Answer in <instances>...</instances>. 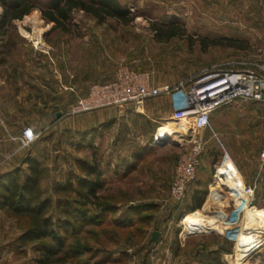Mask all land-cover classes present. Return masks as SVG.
<instances>
[{"label": "rangeland", "instance_id": "obj_1", "mask_svg": "<svg viewBox=\"0 0 264 264\" xmlns=\"http://www.w3.org/2000/svg\"><path fill=\"white\" fill-rule=\"evenodd\" d=\"M119 1L128 9L127 15L134 17L130 22L113 17H106L102 21L84 10H75L68 30L55 28L45 36L49 22L43 18L41 10L36 9L22 19L23 23L29 25L17 21V25L7 26V34L20 32L34 49H43L50 66L66 71L62 78L68 76L70 86L77 76L74 70L80 65L86 71L84 77L87 79L99 74L105 66H110L113 74L121 65L149 71L151 83L159 88L166 83L177 84L203 71L217 67H243L245 63L260 61L264 57V0H257L254 11L243 6L235 10L223 9L217 7L218 0ZM28 19L31 21L27 22ZM170 28L176 34L169 37L167 31ZM88 71L93 72L90 77ZM150 105L156 106L155 118L158 121H153V117L133 121V116H129L130 123L126 126L120 124L111 130H99L98 137H95L97 139L93 141L97 152H94L91 139L83 138V133L76 138L74 128H70L73 119L61 122L54 140L42 144V133L34 142L39 146L46 145L51 155L43 161L48 167L42 180L46 195L56 199L54 186L64 183L72 169L79 173L77 161L86 159L90 162L100 161L104 168L106 181L99 191L103 202L118 203L114 211L101 213L102 209H97L96 214L103 217L101 225L85 220L78 224L77 233L68 235L65 248L81 241L92 247L90 252L64 263L51 264H197L196 254L204 243L209 244V249H215L216 244L221 245L225 249L221 254L222 264H231L229 254L233 253V246L219 238L214 231H198L200 233L190 234L181 240L179 238L180 229L184 228L183 213L188 205L194 203L195 189L204 188V183L191 187L183 202V211L174 209L168 213L167 209H163V205L170 204L175 165L186 147L179 144L178 137L175 142H166L163 146L154 147L148 143L151 135L167 122L164 119L172 113L166 96L159 94L151 99ZM240 115H233L234 119L222 129L224 132L221 129L218 132L239 167L241 165L251 173L261 169L256 203L264 208V106L246 117ZM158 116H161L160 119ZM206 136L209 142L200 170L205 180H212L211 173L221 153L208 132ZM80 140L82 144H79ZM147 146L154 148L147 150L141 159L132 157ZM12 157V154L1 153L0 165ZM125 157L129 162L136 163L126 174L124 167L116 170L117 164ZM20 167L22 171H28L27 166L25 168L21 164ZM109 167H112L110 172L107 171ZM242 173L249 182L250 179ZM210 182L202 206L195 209L203 210L204 214L221 207L210 204L204 209L211 193ZM150 202L157 203V206L140 213H126L130 205ZM221 204L224 205L223 200ZM209 208L211 211H208ZM145 213L153 215L149 223L140 219ZM128 217H132V223H128ZM119 221H126V225L120 226ZM28 227L27 216H14L0 209V264H40L41 253L37 251L39 242L20 241ZM158 229L164 232L161 242L153 240V233ZM185 231L190 233L184 228L183 236L186 235ZM250 263L264 264V250L252 259L245 256L239 259V264Z\"/></svg>", "mask_w": 264, "mask_h": 264}, {"label": "built area", "instance_id": "obj_2", "mask_svg": "<svg viewBox=\"0 0 264 264\" xmlns=\"http://www.w3.org/2000/svg\"><path fill=\"white\" fill-rule=\"evenodd\" d=\"M150 79L149 71L121 65L111 80L92 84L88 92L78 98L70 112L75 114L126 103L133 104L134 109L141 112L148 98L163 92L170 94L172 113L164 120L176 122L178 131L174 130L173 134L178 135L179 144L186 147L175 165L170 200L182 205L196 183L209 142L206 136L208 132L221 153L214 165L210 188H216L217 197L222 198L224 205L212 213L204 214L216 221V226L206 232L214 231L231 243L234 251L229 255L235 256L241 248L244 256L252 259L264 250V225L256 226L257 218L249 219L248 215L264 208L256 203L257 185L246 181L211 117L216 110L240 101L264 103V57L260 61L245 63L243 67H217L203 71L174 85L166 83L161 88L155 87ZM161 126L152 143L162 145L175 142L173 137H158ZM41 134L34 127L25 126L21 134L22 146H30ZM183 229H180V238L200 233L190 232L183 236ZM244 233L255 235L257 240L248 245H239Z\"/></svg>", "mask_w": 264, "mask_h": 264}, {"label": "crops", "instance_id": "obj_3", "mask_svg": "<svg viewBox=\"0 0 264 264\" xmlns=\"http://www.w3.org/2000/svg\"><path fill=\"white\" fill-rule=\"evenodd\" d=\"M256 3L257 0H218L217 7L235 10L243 6V8L254 11L257 8ZM22 19H15L11 24L17 25L18 21L20 24L26 25L27 23H23ZM38 20L37 22H39ZM30 21V19L27 20V22ZM48 22L50 27L44 31L45 36L50 32L49 30L55 29V22ZM11 24L7 26H11ZM7 26L0 28V159L1 153H9L13 157L8 159L5 164L0 165V174L12 171L20 167L21 164L27 168L28 164L25 162V158L28 155L36 157L39 161L51 157L46 145L39 146L38 143H33L30 146H22L21 134L25 126L30 125L44 133L41 138V142L44 144L52 139L54 140L53 137L59 132L62 121L73 119L70 128H74L76 138L83 133V138L91 139V144H93V141L97 139L95 137L99 135V130H111V128L120 124L126 126L130 123L129 116H133V121L145 120V118L150 117H153V121H158L155 118L157 117L155 115L156 106H151L150 102L159 94L167 97L172 109L170 94L163 92L148 98L141 112L136 111L133 104L126 103L122 106L71 113L70 110L76 104L78 98L85 95L92 84L107 82L113 78L114 74L110 66H105L99 74L87 79L84 77L86 71L80 65L74 70L77 76L72 82V86H70L68 76L62 78L65 76L66 71L62 68L50 66L48 56L43 49H34L30 41L26 40L20 32L14 35L7 34ZM88 72L90 77L93 72ZM262 106H264V103L261 102L240 101L216 110L212 114L211 120L215 127L219 128L216 129L220 131L234 119L232 118L233 115L241 114V117H246L257 112V108L259 109ZM58 112L61 113L60 116H58ZM114 112L116 115H113ZM160 117L158 116L159 119ZM104 131L102 130V132ZM102 132L100 133L101 136L103 135ZM154 135V133L151 135L148 143L155 147L158 145L152 143ZM79 144H82V140L79 141ZM93 145L94 152H97L98 148L95 147V144ZM57 159L59 161L58 155ZM129 163V160L125 157L124 161L122 160L121 163L117 164L116 170L123 167L126 170ZM240 167L246 178L250 179L249 183L257 185L261 176V169L251 173L241 165ZM111 169L112 167H109L107 171L110 172ZM169 203L163 205V209H167L166 212L168 213L172 212L177 206L170 199ZM158 230L162 233L161 242L162 239L164 240V232L162 229ZM215 250H219V244H216Z\"/></svg>", "mask_w": 264, "mask_h": 264}, {"label": "trees", "instance_id": "obj_4", "mask_svg": "<svg viewBox=\"0 0 264 264\" xmlns=\"http://www.w3.org/2000/svg\"><path fill=\"white\" fill-rule=\"evenodd\" d=\"M0 5L2 6L0 28L10 25L15 19H22L36 9L41 10L44 19L54 21L55 28L64 30L69 29V23L75 10H84L102 21L106 17H113L127 23L134 18L127 15L128 9L119 0H0ZM167 33L169 37L176 34L172 28L168 29ZM147 150L151 151L153 148L147 146L138 153H134L132 157L141 159ZM25 162L28 164L27 172L18 167L0 174V209H5L14 216H27L29 220V227L20 237L21 243L39 242L40 246L37 251L41 253L40 264L64 263L70 258L90 252L92 247L86 242L78 241V244L69 248L65 246L68 235L77 233L78 224L82 221L102 224L103 217L96 214L97 209H102L101 213H104L118 208V203L105 204L99 193L106 181L103 177L105 171L100 161L90 162L86 159H79L77 165L80 172L77 173L72 169L64 183L54 186L53 194L57 196L56 199L51 195H46L42 187L47 165L32 155H28ZM135 164L131 161L124 174L132 170ZM201 174L200 170L194 185L200 186L204 183L205 187L195 189L194 203L188 205L186 209L184 204L175 207L181 211L185 209L183 215L201 207L209 191L210 180H205ZM156 206L157 203L153 202L130 205L126 213H140L154 209ZM140 219L144 223H149L153 215L145 213ZM126 220L128 223L133 222L132 217ZM125 222L119 221L118 224L124 226ZM224 250L221 245L219 250L209 249V244L204 243L202 249L196 254L198 263L222 264L221 254Z\"/></svg>", "mask_w": 264, "mask_h": 264}, {"label": "bare ground", "instance_id": "obj_5", "mask_svg": "<svg viewBox=\"0 0 264 264\" xmlns=\"http://www.w3.org/2000/svg\"><path fill=\"white\" fill-rule=\"evenodd\" d=\"M168 124L173 125V124H176V122L170 120L166 122L163 126H161V129L158 132V137L159 138L173 137V140H176L175 138L179 136L173 133H174V130L178 131V128L177 126H170ZM217 196L218 195L215 191V187L213 186L204 209H207L210 204H218L219 206H222L221 204L222 198L221 197L218 198ZM248 218L249 219L257 218L255 221V225L259 227L263 226L264 225V209L257 210V213L255 214L250 213L248 215ZM182 222L184 224V228L188 232H193V231L204 232L216 226V221L214 220V218L205 216L203 213V210H200V209L189 212L188 214H185L184 218L182 219ZM256 240H257V237L255 235L253 236V235L244 233L240 239L239 245H248L250 243L255 242ZM240 257H244V254L242 253L241 248L237 250L236 257L230 256V258L232 259L231 264H239ZM250 264H256V263H250Z\"/></svg>", "mask_w": 264, "mask_h": 264}, {"label": "water", "instance_id": "obj_6", "mask_svg": "<svg viewBox=\"0 0 264 264\" xmlns=\"http://www.w3.org/2000/svg\"><path fill=\"white\" fill-rule=\"evenodd\" d=\"M61 115V113L60 112H58V116H60ZM164 144V143H163ZM161 231L160 230H155L154 231V233H153V240L154 241H158V240H160V238H161Z\"/></svg>", "mask_w": 264, "mask_h": 264}]
</instances>
